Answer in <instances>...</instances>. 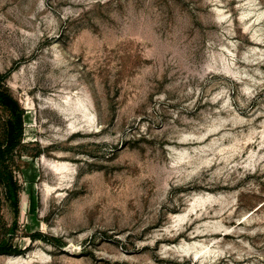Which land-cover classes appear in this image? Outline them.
Segmentation results:
<instances>
[{
	"label": "rangeland",
	"instance_id": "rangeland-1",
	"mask_svg": "<svg viewBox=\"0 0 264 264\" xmlns=\"http://www.w3.org/2000/svg\"><path fill=\"white\" fill-rule=\"evenodd\" d=\"M0 92L23 264H264V0H0Z\"/></svg>",
	"mask_w": 264,
	"mask_h": 264
},
{
	"label": "bare ground",
	"instance_id": "bare-ground-1",
	"mask_svg": "<svg viewBox=\"0 0 264 264\" xmlns=\"http://www.w3.org/2000/svg\"><path fill=\"white\" fill-rule=\"evenodd\" d=\"M65 101H66V99H65ZM65 103H67V102H65ZM28 104H30V102H28ZM65 106H60V109H64L66 111H69V114H71L75 110H78L82 113L84 119H86V121L88 123H94L95 115L89 111L87 104L85 103L84 99L81 96H76L75 99L72 100L70 105H68L66 107ZM26 122L27 123H33L34 121L31 119H28L26 117ZM69 125L71 126L72 129L76 128V125L74 124L73 121H70ZM48 164L50 165L51 169H53L55 172H58L62 178H65L66 176H68L67 174H65L64 171H71L72 170V167L69 166V164L66 162L50 161V162H48ZM23 171H24L25 177L28 179H35L39 174V168H38L37 164L34 165L33 167H23ZM44 187H45L44 188L45 193L48 194V192L50 191V186H48L46 184ZM197 200L202 201L203 198L202 197L195 198L192 205H194V203ZM35 202H36V185L34 183H27L25 192L21 196V208H22V212H23L28 207L29 208L31 207V211L27 217V221L34 228L41 226L40 222L33 217L32 211H33V208L35 206ZM185 216L186 215H179L178 214L175 216V218L180 220V219L185 218ZM197 244L198 243L186 244L187 249H193L194 250L195 256H197L203 250H205L206 252H210V253L215 252L214 250L208 248L207 245H202V244H200V249L198 250V249H196ZM0 257L3 258L4 264H23V263L28 261L27 259L22 257L20 254H5V255H0ZM41 258L44 259L43 256Z\"/></svg>",
	"mask_w": 264,
	"mask_h": 264
},
{
	"label": "trees",
	"instance_id": "trees-1",
	"mask_svg": "<svg viewBox=\"0 0 264 264\" xmlns=\"http://www.w3.org/2000/svg\"><path fill=\"white\" fill-rule=\"evenodd\" d=\"M0 96L4 97L1 92H0ZM18 125H21V122L20 121L18 122ZM5 145H6L7 152H9V151H11L14 148L15 143L13 141H11V140H8ZM15 201L16 200H14V202ZM15 205H16V202H15ZM11 251H12L11 248H6V246L0 244V255L9 254V253H11Z\"/></svg>",
	"mask_w": 264,
	"mask_h": 264
}]
</instances>
